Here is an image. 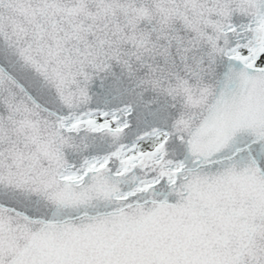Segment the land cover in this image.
Here are the masks:
<instances>
[{"label":"snow or ice","instance_id":"obj_1","mask_svg":"<svg viewBox=\"0 0 264 264\" xmlns=\"http://www.w3.org/2000/svg\"><path fill=\"white\" fill-rule=\"evenodd\" d=\"M0 264H264V0H0Z\"/></svg>","mask_w":264,"mask_h":264}]
</instances>
